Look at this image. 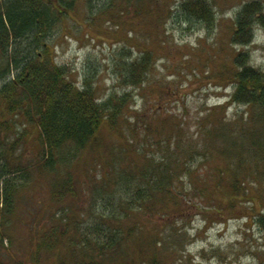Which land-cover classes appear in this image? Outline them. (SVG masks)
Wrapping results in <instances>:
<instances>
[{
	"label": "trees",
	"instance_id": "obj_1",
	"mask_svg": "<svg viewBox=\"0 0 264 264\" xmlns=\"http://www.w3.org/2000/svg\"><path fill=\"white\" fill-rule=\"evenodd\" d=\"M173 3L175 8L168 11L167 0H0V77L9 78L0 87V102L10 115L9 125L21 116L38 129L46 154L42 166H54L52 194L63 211L66 206L72 213L54 219L39 235L28 259L14 257L4 244L6 239L12 243L7 230L15 213L17 187L7 177L22 168L3 169L0 264H167L165 249L170 248L171 255H179V259L183 250L174 247L164 231H171L178 221L212 211L217 218L244 217L250 226L264 232V67L252 64L245 49L254 40L255 28L264 30V0H246L237 10L231 35L235 50L232 67L228 69V65L217 74L222 81L229 78L232 91L226 103L214 104L202 113L196 134L187 133L189 130L172 116H159L156 129L160 137L137 146L130 138L138 162L115 164L110 188L103 186V181L108 183L111 178L108 171L106 178L100 179L96 192L108 207L95 206L98 200L90 198V204L94 203L90 205L92 220L84 224L68 200L78 198L77 179L70 169L60 174V167L70 164L78 151L100 144L103 125L115 130L124 123L132 92L147 81L152 51L138 50L133 56L136 43L130 33L140 30L139 23L162 26L165 11H178L212 26L211 0ZM80 9L89 17L86 25L103 37L122 33L119 45L108 47L116 61L118 81L125 89L105 98L97 95L90 76L82 82L70 78L69 68L55 60L47 42L66 18L79 25ZM124 14L131 17L124 19ZM89 33L86 31V36ZM229 103L244 109L228 116ZM147 144L155 147L147 148ZM113 160L120 161L116 154ZM201 163L205 165L195 183L191 179ZM211 177L215 180L208 182ZM132 213L134 219L127 223ZM176 231L189 238L185 227L178 226ZM220 251L211 247V256L204 251L202 257H214ZM257 252L258 264H264V248Z\"/></svg>",
	"mask_w": 264,
	"mask_h": 264
},
{
	"label": "rangeland",
	"instance_id": "obj_2",
	"mask_svg": "<svg viewBox=\"0 0 264 264\" xmlns=\"http://www.w3.org/2000/svg\"><path fill=\"white\" fill-rule=\"evenodd\" d=\"M167 1L170 7L168 11L171 6L175 8L174 0ZM244 1L211 0L215 15L211 27L195 18L188 19L178 11L170 14L165 11L162 26L155 28L153 24L146 26V23H139L140 30L130 33L136 43L133 56L137 55L138 50L152 51L147 81L132 92V112L128 111L127 120L115 130H108L103 125L99 131L100 144L78 151L72 162L61 166L59 170L60 174H65L70 169L77 179L75 187L78 198L68 200L72 202L77 218L83 219L84 224L92 220L90 205L94 203L90 204V198L98 200L95 206H109L101 202L102 198L96 192L100 188V179L106 178V172H109L111 178L108 183L103 181V186L110 188L115 164L131 166L138 162L139 158L132 150L133 144L129 143L130 138L134 139L137 146L140 142L147 143L151 138L160 137L161 133L156 126L159 125V116L165 114L181 122L189 130L187 133L196 134L202 113L214 104L228 101L232 91L230 80L222 81L217 74L226 71L228 65V69L232 67L235 50L231 35L236 12ZM83 12L81 9L77 12L79 16L83 14L80 16L81 25L66 18L54 28L47 42L52 48V54H55V60L69 68L70 78L82 82L85 76H90L97 95L105 98L113 91L125 89L118 81L116 61L108 47L114 43L113 47L116 48L122 33L119 32L115 37H103L96 28L86 25L89 17ZM128 16L124 14L123 18ZM100 23L104 26L102 21ZM86 31L90 32L87 34L89 36H86ZM245 49L249 50L252 64L264 67L263 29H256L253 42ZM1 65L0 58L2 68ZM8 79L0 77V87ZM236 109H244V106L229 103L227 115ZM9 118L10 115L4 111L0 102V174L3 169H12L18 165L22 168L7 177L15 183L17 194L15 213L7 230L12 236V243L6 239L4 246L9 247L14 257L28 259L30 249L35 248L39 235L54 224V219L64 214L66 218L68 213H72L68 208L66 210V206L63 211V206L59 205L52 194L54 166L52 169L42 166L46 154L38 129L27 124L21 116L15 117L13 126L9 125ZM154 147L147 144V148ZM114 154L120 161L113 160ZM204 165H197L191 181L199 182L196 176ZM213 179L211 177L208 182H213ZM4 184L0 182V209ZM209 213L207 216L195 214L175 223L176 227L186 228L188 239L183 238L175 226L171 231H164L166 239L178 250H183V257L179 259V255H171L170 248L165 249L167 264H200L204 258L201 264H258L260 255L257 250L264 248V232L257 226H250L244 217L234 215L217 218L214 211ZM132 219L133 213L126 222ZM211 247L219 248L221 254L203 258L204 251L211 256ZM1 258L8 259L5 255ZM51 259L54 261V256Z\"/></svg>",
	"mask_w": 264,
	"mask_h": 264
},
{
	"label": "bare ground",
	"instance_id": "obj_3",
	"mask_svg": "<svg viewBox=\"0 0 264 264\" xmlns=\"http://www.w3.org/2000/svg\"><path fill=\"white\" fill-rule=\"evenodd\" d=\"M258 27H256L255 29H257Z\"/></svg>",
	"mask_w": 264,
	"mask_h": 264
}]
</instances>
